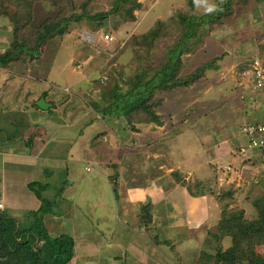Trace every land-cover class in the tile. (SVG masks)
<instances>
[{
  "label": "rangeland",
  "instance_id": "374dc122",
  "mask_svg": "<svg viewBox=\"0 0 264 264\" xmlns=\"http://www.w3.org/2000/svg\"><path fill=\"white\" fill-rule=\"evenodd\" d=\"M137 1L140 7L134 10L135 20L124 21L123 15H111L104 33L85 19L81 22L69 21L62 35L51 37L40 49L39 58L42 62H49L48 70L52 68L49 73L39 67L40 74H46L43 79L31 78V75L28 78L29 74L22 73L26 72L22 65H11L10 72L15 75L9 76L7 81L14 89L13 95L21 91L27 98L28 94L37 93L29 97V103L44 92L53 91L54 86H79L80 91L67 94L65 100L57 102V107L61 106V109L59 114L55 110L53 116L57 123L61 121L66 125L56 131L52 141L42 145V155L36 160V165L20 166L14 159H7L6 174L0 176V186L5 188L3 193L7 197L4 198L5 206L0 201V210L4 209L1 212L10 217L15 213L20 227L36 226L39 221L32 212L39 209L37 204L40 202L28 200L24 193L31 194L29 189L24 190L23 183L16 186L12 180L39 181L49 184L43 195L53 203V210H49L52 213L43 217L51 215L56 217V221L45 219L46 222L43 220L37 226L43 228L49 237L68 235L73 238L74 257L69 264H99L104 259L109 264H117L115 260L111 261L117 256L123 257L127 264H206L200 254L204 250L213 253L216 249L208 231L216 230L224 210L223 204L227 202L231 211L242 210L244 217L252 220L257 215L253 201L264 196V165L259 164L258 159L248 160L238 156L234 148L231 156L235 161L226 156L219 164V157L224 156L228 148H224L225 143L222 147H214L219 143L217 141L229 135L244 136L235 125L245 119H237V115L231 114L228 99L232 98L234 87H245L247 77L241 76L239 67L248 65L252 58L264 59V0H230V16L221 17L222 23L209 25L208 36L193 52L185 55V73L192 72L212 58H220L216 62L219 70L208 71L204 78L188 88H178L161 95L162 103L156 109L160 125H136L138 131L128 129L123 133L117 132L119 125L106 127L95 120L96 116H101L95 114L94 117L88 104L99 100L101 90L110 89L115 83H124L134 77L138 68L144 67L148 55L143 46L135 43V38L148 32L158 21H165L174 12L186 11L189 1L193 4L191 14L203 15L194 0ZM215 2L219 7L223 4L221 0ZM17 3V0H0V5L8 6L6 15L0 16V40L4 38L0 41V52L8 46L7 36L10 42L9 21ZM31 4V18L26 26L29 33L35 32L42 22L54 19L59 8L68 11V15L84 6L87 14L94 15L111 10L114 0H31ZM84 33L87 34L85 39L82 37ZM105 34L113 40H105ZM160 54V49L155 51L153 62H159ZM62 71L67 74L65 77L61 76ZM6 76L8 74L2 73L0 85ZM54 76L56 79L63 77V80L60 78L56 82ZM103 79L104 83L100 84L99 80ZM232 80L234 84H231ZM17 96L21 97V94ZM221 102L224 107L207 113ZM76 106L79 107L75 111L77 116L73 113ZM6 111L8 109L5 108L0 113L7 114ZM90 120V124L86 123ZM4 126L0 124V127ZM24 130L27 135L21 131L19 138L31 139L33 144L34 131L30 133L26 127ZM3 134H0V144ZM38 142H35V150ZM131 146L137 147L140 154L133 149L129 151ZM216 147L218 149L213 154ZM27 161L30 163V160ZM108 163L118 164L117 191L121 196L118 211L111 183L116 170L107 166ZM47 172L51 175L47 176ZM151 181L157 182V187L176 186V199L179 192H188L189 186L192 197H207L209 214L205 219L200 215L201 218L195 217L193 221L187 213H182L174 200L169 212L162 205L155 206L154 216L159 220H156L153 229L151 226L140 235L136 230L141 227L136 219L140 207L133 209L134 204H127L124 188L129 183L132 186L144 183L143 186H146ZM133 190L145 197L143 189L138 190L137 187ZM168 191L174 190L163 192ZM229 193L232 196L227 195ZM225 195L226 199L221 202L219 196ZM192 197L190 208H196L198 201ZM151 198L155 197L152 195ZM36 206L38 208L34 210L26 209ZM119 213L127 218L121 219ZM155 236L163 239L154 242ZM80 237L84 238L81 244L78 243ZM86 244L88 254H79L77 248ZM220 244L227 248L231 239L225 237ZM256 251L264 255V247H257Z\"/></svg>",
  "mask_w": 264,
  "mask_h": 264
},
{
  "label": "trees",
  "instance_id": "16d2710c",
  "mask_svg": "<svg viewBox=\"0 0 264 264\" xmlns=\"http://www.w3.org/2000/svg\"><path fill=\"white\" fill-rule=\"evenodd\" d=\"M17 2L9 21L11 25L10 42H8L6 49L0 52V68L5 70H10L11 65L19 67L22 65L24 69H28L38 59L41 47L51 37L62 35L65 25L69 21L81 22L85 19L90 25L93 22L94 26L100 28L104 33L111 15L119 14L121 17L123 15L124 21H133L135 20L134 10L140 7L137 0H114V7L111 10L94 15L87 14L84 6L68 15L66 14L68 11L59 8L56 17L52 19L53 21L49 19L42 22L35 32L29 33L26 32V26L29 25L32 13L31 0H17ZM229 5L230 0H225L220 5L221 11L210 15H196L191 14L193 4L189 1L186 11H176L165 21H158L148 32L134 40L135 43L143 46L148 55L144 67L138 68L134 77L128 78L124 83H115L110 89L101 90L99 100L91 101L88 106L96 115L101 116L99 119L101 118L107 126H116V122L121 121V131H127V129L138 131L136 125H160L161 121L156 114V109L162 103L161 95L178 88H188L204 78L208 71L219 70L216 62L220 58H212L192 72L185 73V55L193 52L195 47L204 41L209 34V25L222 23L221 17L230 16ZM7 7V5H0V16L6 15ZM120 9L122 12L119 13ZM70 10L73 11L74 9L70 8ZM159 49L162 55L160 54L159 62L155 63L153 62L154 53ZM254 59L249 60L248 65L242 64L239 67L241 76H246L244 73L249 70V65ZM99 82L103 84L104 79L99 80ZM240 86L245 93H250L246 87ZM249 93L246 95L248 105L257 104L256 106H259L258 103H264L259 102L260 99L264 100V93L257 91L254 95L251 93L248 95ZM45 97L46 93L44 92L39 100ZM33 105L37 107L36 102ZM91 122L92 120H90ZM107 166L116 170L113 173V182L111 183L115 203L118 206V164L108 163ZM154 181L146 186H143L144 183H135V186L128 184L129 189L145 188L149 185L152 186L151 189L156 188L153 189L152 193L155 198L140 204L138 218H136L138 224L141 225L139 229H136L140 235L151 226L153 229L156 220H159L154 216L156 213L154 211L155 206H163V198L161 197L169 193V191L163 192L168 188L157 187V182ZM27 188L40 202L39 209L33 211L32 214L39 221L38 223H41L43 222V215L52 213L49 210L52 209L53 203L43 195L47 185L33 181L27 184ZM187 190L190 194L189 186ZM227 195L232 196V193ZM218 199L223 201L226 199V195L219 196ZM253 204L257 210V215L252 220L246 219L242 210L231 211L227 202L223 204L224 210L221 212L222 216L215 227L216 230L208 231V235L214 239L216 249L213 253L204 250L200 254L201 259L206 264H264V255L256 251L257 247H264V196L254 200ZM1 211L0 264H69L71 262L74 257V240L72 237L68 235L49 237L43 228L37 226L38 223L32 227H20L17 220ZM119 216L124 219L122 214L119 213ZM169 232L172 233L171 230ZM112 235L117 240L116 236ZM144 237L148 238L146 235ZM225 237L231 239V245L227 248H223L220 244ZM155 238L154 242L163 239L160 236H155ZM115 244L117 245L118 242ZM113 260L117 264H127L126 260L120 256L112 257L111 261Z\"/></svg>",
  "mask_w": 264,
  "mask_h": 264
},
{
  "label": "crops",
  "instance_id": "0c3cea01",
  "mask_svg": "<svg viewBox=\"0 0 264 264\" xmlns=\"http://www.w3.org/2000/svg\"><path fill=\"white\" fill-rule=\"evenodd\" d=\"M6 39H7V45H8L9 37L7 36ZM3 40H4V38L1 39L0 41H3ZM54 64L52 65V67L54 66ZM41 66H42V69L44 71H48L49 73L51 72L52 68H50L48 70L49 62H42V60L38 57V59L36 61H34L33 64L28 69L25 68L26 72H22V73L23 74L24 73L29 74L27 76L28 78H30V75H31V78L36 77L37 79H43L44 75H46V74H44V73L40 74L41 71L39 70V67H41ZM62 67L63 66H61V68ZM35 68H36V70H35ZM19 70H20V68L18 70H16V72ZM62 70H63V68H62ZM2 73L8 74V76H6L4 78L3 82L0 85V111L5 109V108H6V110L8 109V111H6L7 114H5V113L3 114V112L0 113V124H5L4 127H0V134H3L2 132H5L3 134L4 137L1 138L2 141L0 144V165H1L0 166V176L4 177V175L6 174L5 168H7V159H14L13 161L16 162L20 166H29L31 164L36 165V160L38 158L40 159V156L42 155L41 154L42 145L44 143H48L49 141H52L53 138L55 137L56 131L65 127V125H66V123H63L61 121H59L57 123V121L55 120V117L53 116V115H55V110H56V112L58 111V114H59V109H61V106L57 107V105H56L57 102L59 100H61V101L65 100V98H64L65 95L72 94V93L77 94V92H79L80 90L78 88L79 86L72 87V88H67V87L64 88V85H63V87H61L60 85L59 86L53 85L54 89H52V90L55 92H53V91L48 92V94L46 93V97L42 98V99H44L45 103L48 104L49 106L47 109H41L38 106H37L38 107L37 108L33 105L34 102H36V104H37V101H39V97L41 95H39L38 98L35 97L32 100V102H30V103H29V97L34 96L37 93H35V94L32 93L31 95L28 94V96L26 98V95L23 97V95L20 91L19 93L21 94V97L17 96L19 93H17V95L14 96L12 93V91L14 89L11 86H9V82L7 81L9 76L14 77V75H15L14 72H10V70H5V69L0 68V76L2 75ZM49 73H47L48 77L51 78V75ZM65 75H67V74L63 73V71H62L61 76L65 77ZM21 76H22V74H21ZM63 77H60L61 80H63ZM54 78H55L56 82H57V80L60 79V78L56 79L57 78L56 76H54ZM231 84H234L233 80H232ZM247 93H249V92H247ZM247 93H245L243 90H241V86H236V87H234V93L232 92L233 95L231 96L233 99L232 98L228 99L229 100L228 103L230 102L229 109H230L231 114L237 115V119H245V121L241 120V122H237V124L235 123L236 124L235 127L239 130V132H241L240 127L242 126V124H245L247 122H257V121L262 120V117H263L264 107H261V106L262 105L264 106V103H262L260 106H256L257 104L248 105V103L246 102ZM248 95H251V94L249 93ZM211 101L212 100H209V102H211ZM204 103H207V102L205 101ZM220 106L224 107V104L221 102L220 105L215 106L211 111H208L207 113H212L214 111H217V108ZM11 108H12V110H10ZM78 108H79L78 106L74 107V109H73L74 114H75V111L78 110ZM38 111H40L41 113ZM93 114L95 117L96 115H95L94 111H93ZM17 115H19V116H17ZM56 115H57V113H56ZM51 116L54 117V119L49 118ZM75 116H77V114H75ZM237 119H236V121H237ZM95 120H99L100 122L104 123L101 120V118L99 119L98 116L95 117ZM72 121H74V120H72ZM86 123H90V121H88V122L86 121ZM116 123H117L116 125L120 126L117 129V132L126 133L128 131V129H127V131H121V127H122L121 123L120 122H116ZM104 126L107 127V125L105 123H104ZM10 127H12V128L10 129ZM25 127L29 128L28 131L30 133L32 131H34V134H33L34 143L33 144L31 143V139H25L24 140L22 138L21 139L19 138L21 135V131L23 132V135L24 134L27 135V133H25V130L23 131V129ZM3 128L6 130L2 131L1 129H3ZM118 134L119 133H117V135ZM114 135H113V137H114ZM243 137H244V139H243ZM17 138H19V139H17ZM115 139L118 140L119 137L116 136ZM38 140H39L38 148L35 150V144H36L35 142ZM246 141H247V138L245 136H236V135L235 136L229 135V137H226V138H223V139L217 141L216 143H218V142L219 143L215 144L214 147L215 146H219V147L221 146L222 147L225 143L224 148H228L227 150L224 151L225 155L222 157H219V160H218L219 164L223 159L227 158L226 156L232 157L231 156L233 153L232 150L234 151V148H236L234 152H237V148L240 145L246 143ZM17 143H19V144H17ZM15 147H17V148H15ZM131 149H133V152H135V153L138 152L137 147L131 146L129 151ZM217 149L218 148L216 147L215 150H213V154H214V151H216ZM138 153L140 154V152H138ZM237 154H238V152H237ZM24 160L25 161L30 160V163H26ZM233 160L235 161V158H233ZM224 163H225V161H224ZM8 165H10V163ZM203 165H204V167H206L205 163ZM185 166H188V165L185 164ZM14 167H12V168H14ZM46 175L49 176L51 174H49L47 172ZM0 179H1V177H0ZM12 181L16 182L15 183L16 186L19 185L18 183H23L22 187L24 190H26L28 183L33 182V180H27V179L20 180L18 178H16L15 180H12ZM237 186H238V184H237ZM160 187H162V186H160ZM48 188H49V184H47V189ZM151 188H152V186H148L145 188H141V187L138 188V190L143 189V191L145 192V197L144 196L142 197L141 195L135 193V191L133 189H129L128 187L124 188V189H126L125 195L128 198L127 204H134L133 209H135L136 207H140V204H142V202L144 203L145 201L152 199L151 196L153 193V189H151ZM0 189H1L0 190V201L4 204L5 203L4 198L7 197L3 193L5 188L0 186ZM168 189L174 190V191H172V192L170 191L168 194H166V196L162 195V197H161V198H163L162 204H163L165 211L169 212L170 211L169 209L172 208L171 207L173 205L172 203L174 202V200H176L177 204L181 208L182 213H183V211L185 213H187L189 216L192 217L193 221H195V217L201 218L200 215L204 216L203 218L205 219V217L209 214L208 209H209L210 205L208 204V206H207V201H208L207 197H204V196L192 197L186 190H185V192L182 190L183 192L182 193L179 192V198L176 199L175 198V193H176V189H177L176 186H171ZM31 194L28 192H25L24 196L27 197L28 200H30L31 202L32 201L39 202L35 198V196H33V194L32 195ZM118 196H119L118 202L120 203V197L121 196H120V194H118ZM11 197L13 198L14 196H11ZM191 197L194 200L198 201V202H196V208H190L191 203L189 200ZM37 205L40 206V203ZM4 206H5V204H4ZM38 206H36L35 208L28 207L26 209L34 210V209L38 208ZM116 208L118 211L119 207L117 205H116ZM166 208H167V210H166ZM183 208H185L186 210H182ZM24 212L25 211L23 210V213ZM11 217L15 219V213H13L11 215ZM45 219H47L49 221L50 220L56 221V217H53L51 215L50 216L46 215V216L42 217V220L45 221ZM204 219H202V220H204ZM161 221H163V220H161ZM205 222H206L207 229H209V227L207 225L208 222L207 221H205ZM17 223H18V221H17ZM170 225H171V223H170ZM167 229H168V227H167ZM78 240H79L78 243L81 244L83 242L84 238L80 237V239H78ZM77 249L79 250L78 253L81 255L88 254L87 244H86V246H81L80 248L78 247ZM99 264H109V263L107 262V260L104 259V262L103 263L99 262Z\"/></svg>",
  "mask_w": 264,
  "mask_h": 264
},
{
  "label": "built area",
  "instance_id": "2783aa9c",
  "mask_svg": "<svg viewBox=\"0 0 264 264\" xmlns=\"http://www.w3.org/2000/svg\"><path fill=\"white\" fill-rule=\"evenodd\" d=\"M86 33L82 36L85 39ZM105 40L112 41L110 35L104 36ZM247 77L245 87L251 94L264 93V59L255 58L249 65V70L244 73ZM241 131L247 138L246 144L237 148L238 155L246 159H258L259 164L264 165V112L262 120L242 124ZM236 152V153H237Z\"/></svg>",
  "mask_w": 264,
  "mask_h": 264
},
{
  "label": "clouds",
  "instance_id": "9594fccd",
  "mask_svg": "<svg viewBox=\"0 0 264 264\" xmlns=\"http://www.w3.org/2000/svg\"><path fill=\"white\" fill-rule=\"evenodd\" d=\"M222 2L223 0H221ZM194 3L198 9L202 10L203 14L210 15L222 10L215 0H194Z\"/></svg>",
  "mask_w": 264,
  "mask_h": 264
},
{
  "label": "water",
  "instance_id": "95a60500",
  "mask_svg": "<svg viewBox=\"0 0 264 264\" xmlns=\"http://www.w3.org/2000/svg\"><path fill=\"white\" fill-rule=\"evenodd\" d=\"M37 106L41 109H47L49 105L45 103L44 99H40L37 102Z\"/></svg>",
  "mask_w": 264,
  "mask_h": 264
}]
</instances>
